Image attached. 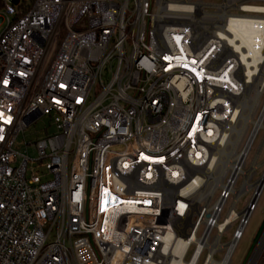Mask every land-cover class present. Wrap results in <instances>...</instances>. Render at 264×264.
<instances>
[{
    "label": "built area",
    "instance_id": "built-area-1",
    "mask_svg": "<svg viewBox=\"0 0 264 264\" xmlns=\"http://www.w3.org/2000/svg\"><path fill=\"white\" fill-rule=\"evenodd\" d=\"M260 6L264 0H33L24 12L5 0L0 264H231L259 198L241 211L235 200L223 217L232 192L218 187L216 199L217 189L195 202L183 192L203 188L204 166L240 110L249 76L251 84L263 78ZM46 117L56 132L36 143L37 157L25 155L20 137ZM233 206L245 214L219 233ZM207 222L210 241L220 234L223 247L196 256L194 242L179 256L188 224L202 237ZM245 264H264V233Z\"/></svg>",
    "mask_w": 264,
    "mask_h": 264
},
{
    "label": "bare ground",
    "instance_id": "bare-ground-1",
    "mask_svg": "<svg viewBox=\"0 0 264 264\" xmlns=\"http://www.w3.org/2000/svg\"><path fill=\"white\" fill-rule=\"evenodd\" d=\"M259 10H264V6H260ZM263 24L264 22H262V25ZM263 46L264 42L262 41L261 47L263 48ZM249 66L250 65L248 64L246 71L248 75H252L253 68H250ZM257 70H259V73L263 74L264 64L262 66L259 65V67H257ZM250 82H254V77L249 76L246 82V92L242 95V97L240 98V102H238L237 105L240 110H237L230 115L232 117V120H228L225 127L227 131H229L227 136H224L220 143L216 144V146L213 148L212 155L209 157V160L204 166L203 188L198 191L197 194L193 195L192 193L196 192V189L192 186H188L183 192V194L188 195L193 202L200 200L202 197H210L218 187L232 192L235 195L236 200L243 195L242 191L247 188L251 189V187H254L256 193L255 195H253V199L256 200L259 198L258 193L264 186V174L259 180L255 182L251 181L250 176L253 172V169L259 167L261 163L254 159L251 166L252 170L250 171L246 168V160L248 153L250 152L253 145L255 136L259 133L260 129H264V103L263 108L260 110V113L258 115L259 117H253L256 108L260 104V96L262 92H264V75L258 83L251 84ZM253 90L254 94H251ZM248 122H252L254 124L253 133L247 145L243 146L241 150H238V146L240 145L244 137L242 135L245 134V131L247 130ZM228 173H231V176L228 181H224V177ZM240 175H244V178L245 175H247V179L243 184V188L237 189L236 181ZM201 181L202 180L197 179L196 184L200 185L202 183ZM224 203V198L219 201L217 200L213 207H211V210L213 209L215 211L214 213H218L219 209L222 205H224ZM245 212L246 211H243L242 213L237 212V210L233 206L227 215V221L218 225L219 233L223 230L226 224H231L237 218L244 215ZM215 217L216 216H214V218ZM202 220H204V218ZM207 224L208 226L202 237H199L197 235V230H194V226H192V224H188V227L191 228V231L187 237L178 240L175 246V252H177L179 256H183L190 243L194 242L197 245L196 256H198L204 248H208L212 252L223 247V245L219 242L220 234L216 235L215 238L210 241L212 225L208 222Z\"/></svg>",
    "mask_w": 264,
    "mask_h": 264
},
{
    "label": "rangeland",
    "instance_id": "rangeland-1",
    "mask_svg": "<svg viewBox=\"0 0 264 264\" xmlns=\"http://www.w3.org/2000/svg\"><path fill=\"white\" fill-rule=\"evenodd\" d=\"M8 2H10L11 4H13L14 6H17L18 4L16 2H13L12 0H7ZM33 0H19V2H25L26 4H30ZM2 17H4V10H0V34L1 32L5 29L6 27V22H4L2 20ZM262 102L264 100V94L261 97ZM261 109V107H260ZM259 109V111H260ZM259 111H257L255 113V116L253 115L254 118H256L259 115ZM248 127L247 130L245 131L246 135L243 134L242 136H246L244 142L246 141V139L248 138L251 129L253 127V123L248 122L247 123ZM249 129V130H248ZM56 132V129L54 127V125L52 124L50 118L46 117L42 120H39L38 122H36L34 125L30 126L26 131L25 134L22 135L18 141L17 144V148L22 151L25 155H29L33 158L37 157V150H36V143L42 139H44L45 137L54 134ZM24 139L26 141V143H24ZM243 142V143H244ZM254 159H256L258 162H260V166L253 169V172L251 173V181L255 182L257 180H259L263 174H264V129H261V131L259 132V134L257 135V137L255 138V141L253 143V146L251 148V151L249 152L248 156H247V160H246V168L248 170H252V162L254 161ZM42 170V169H41ZM45 173L46 171L43 170ZM231 173H228L225 177H224V181H228V179L230 178ZM249 178V181H250ZM44 180H46L47 178H43ZM247 179V175H240L237 179V183H236V188L237 189H242L243 188V184ZM243 192V195L237 199L236 202V209L238 211L243 210L244 207H246L248 205V203H250V201L252 200V197L255 193V189L254 187L247 188L245 189ZM221 193V189L217 188V192L215 193L214 199H216L218 197V195ZM239 193V192H238ZM236 200V197L234 194H232L224 207V211H223V217L227 214L228 210L230 209L231 205L234 204V201ZM264 219V186H263V190L261 192V195L259 197L258 203H257V207L256 209L252 212L250 219L248 221L247 226L245 227V230L243 232V236L242 238L239 240L237 248L235 250V253L232 257V263L231 264H242L247 253L249 252L251 246H252V242L263 222ZM240 223V219L238 221H236L235 223H233V225L227 230V232L223 235L222 237V242L226 243L228 242L234 231L238 228ZM204 226H201L200 230H199V234H201L202 230H203ZM217 233L216 230H214L213 235H215ZM192 252H189L188 256H190ZM223 252L218 253L215 255L216 259H221L223 257Z\"/></svg>",
    "mask_w": 264,
    "mask_h": 264
},
{
    "label": "water",
    "instance_id": "water-1",
    "mask_svg": "<svg viewBox=\"0 0 264 264\" xmlns=\"http://www.w3.org/2000/svg\"><path fill=\"white\" fill-rule=\"evenodd\" d=\"M12 1L16 2V3L19 2V0H12ZM262 190H263V187H262ZM262 190L259 191L258 194H261ZM263 233H264V219H263V222H262V224H261V226H260V228H259V230H258L253 242H252V246H251L249 252L247 253V255H246V257H245V259L243 261V264L246 263V261L248 260V258L252 254L253 250L255 249L256 245L258 244L259 240L261 239Z\"/></svg>",
    "mask_w": 264,
    "mask_h": 264
},
{
    "label": "trees",
    "instance_id": "trees-1",
    "mask_svg": "<svg viewBox=\"0 0 264 264\" xmlns=\"http://www.w3.org/2000/svg\"><path fill=\"white\" fill-rule=\"evenodd\" d=\"M31 3L26 4L25 2H17L19 8L22 9L24 12L30 8ZM4 9H5V0H0V10H4Z\"/></svg>",
    "mask_w": 264,
    "mask_h": 264
}]
</instances>
